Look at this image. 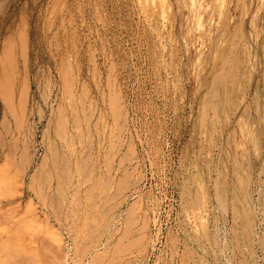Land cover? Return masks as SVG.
<instances>
[{
    "label": "rangeland",
    "instance_id": "1",
    "mask_svg": "<svg viewBox=\"0 0 264 264\" xmlns=\"http://www.w3.org/2000/svg\"><path fill=\"white\" fill-rule=\"evenodd\" d=\"M0 59L4 264H264V0H0Z\"/></svg>",
    "mask_w": 264,
    "mask_h": 264
},
{
    "label": "bare ground",
    "instance_id": "2",
    "mask_svg": "<svg viewBox=\"0 0 264 264\" xmlns=\"http://www.w3.org/2000/svg\"><path fill=\"white\" fill-rule=\"evenodd\" d=\"M160 9H161V8H160ZM214 13H215V12H214ZM162 14H163V13H162ZM18 37H21V36L19 35ZM19 40H20V38H19ZM19 40H17V41L19 42ZM21 42H22V41H21ZM19 43H20V42H19ZM19 43H18V45L21 44V43H20V44H19ZM13 44H14V43H13ZM8 46H9V45H8ZM6 47H7V46H6ZM9 47H10V46H9ZM9 47H8V48H9ZM10 49H11V47H10ZM18 49H19V48H18ZM21 49H22V48H21ZM8 50H9V49H8ZM8 50H7V51H4V53H5V52H6V53H9L8 55H9V57H10V52H8ZM9 51H10V50H9ZM239 53H240V52H239ZM11 54H12V53H11ZM1 56H2V53H1ZM5 56H6V54H5ZM12 56H13V55H12ZM12 56H11V57H12ZM7 57H8V56H6V58H7ZM25 57H26V56H25ZM4 58H5V57H4ZM9 59H10V58H9ZM11 59H12V58H11ZM0 60H1V59H0ZM8 61H9V60H8ZM24 63H25V62H24ZM0 65H1V64H0ZM6 66H7V65H6ZM7 68H8V67H7ZM9 68H10V66H9ZM23 69H24V68H23ZM11 70H12V69H11ZM68 70H69V69H68ZM4 73H5V71H4ZM67 73H68V72H67ZM62 74H65V73H62ZM2 75H3V74H2ZM6 76H7V75H5V77H6ZM8 76H9V75H8ZM63 76H64V75H63ZM62 78H63V77H62ZM10 80H12V79H10ZM10 80H9V81H10ZM6 83H7V82H6ZM62 83H63V82H62ZM105 83H106V82H105ZM24 84H25V83H24ZM2 85H3V88L6 86V84H5V86H4V83H3ZM8 85H10V83H9ZM22 86L24 87V85H22ZM7 88H8V87L6 86V88H5L4 91H6ZM21 88H22V87H21ZM81 88H82V87H81ZM0 89H1V88H0ZM1 90H2V89H1ZM9 90H10V89H9ZM67 90H68V89H67ZM67 90H66V92H67ZM111 90H112V89H111ZM2 91H3V90H2ZM24 91H25V89H24ZM24 91H23V92H22V91H21V92L19 91V92L22 94V93H25ZM7 92H8V90H7ZM7 92H6V93L3 92V93H5V94H4L5 96L2 95V98H4V100L8 98V97L6 98V94H8ZM11 92H12V91H11ZM1 93H2V92H0V94H1ZM9 93H10V92H9ZM10 94H11V93H10ZM24 95L27 96V94H24ZM83 95H84V98H85V94H84V93H83ZM83 95H82V96H83ZM108 95H109V94H108ZM108 95H107V96H108ZM3 96H4V97H3ZM18 96H19V95H18ZM0 97H1V95H0ZM20 97H21V95H20ZM23 97H24V96H22L20 99H22ZM68 97H69V96H68ZM68 97H67V98H68ZM216 97H217V96H216ZM12 98H13V96H11V100H12ZM24 98H25V97H24ZM24 98H23V99H24ZM116 98H117V97H116ZM23 99H22V100H23ZM17 100H18V99H17ZM17 100H16V101H17ZM22 100H21V101H22ZM63 100H64V99H63ZM72 100H73V99H72ZM90 100H91V99H90ZM118 100H119V99H118ZM1 101H2V100H1ZM68 101H69V100H68ZM112 101H113V100H112ZM7 102H8V101H7ZM22 102H23V101H22ZM107 102H108V101H107ZM116 102H117V101H116ZM4 103H6V102H4ZM4 103H3V104H4ZM11 103H12V102H11ZM11 103L9 102V104H11ZM17 103L20 104L21 102H20V101H19V102L17 101ZM24 103H25V102H24ZM78 103H79V102H78ZM9 104H8V108H7L8 110H9L10 107L12 106V105L10 106ZM21 104H22V103H21ZM88 104H89V102H88ZM4 105H5V107H6V106H7V103L4 104ZM79 105H80V104H79ZM24 106H25V105H24ZM19 107H20V105L18 106V108H19ZM81 107H82V106H80L79 109H81ZM111 107H113V106H111ZM20 108H22V107H20ZM88 108H89V107H88ZM109 108H110V107H109ZM119 108H120V107H119ZM112 109H113V108H112ZM11 110H12V107H11ZM11 110H10V111H11ZM74 110H75V109H74ZM92 110H93V109H92ZM10 111H9V112H10ZM13 111H14V110H13ZM109 111L112 112L113 110L110 109ZM19 112H21V111H19ZM23 112H24V111H23ZM61 112H62V111H61ZM88 112H89V111H88ZM111 112H110V114H111ZM81 113H82V112H81ZM3 114H4V113H3ZM18 114H19V113H18ZM83 114H84V113H83ZM88 114H89V113H88ZM22 115H23V114H22ZM112 115H113V112H112ZM20 116H21V113L19 114L18 117L20 118ZM76 116H77V115H76ZM82 116H83V115H82ZM18 117H17V119H18ZM57 117H58V116H57ZM89 117H90V116H89ZM110 117H111V116H110ZM115 117H116V116H114V118H115ZM11 118L13 119L14 117H11ZM75 118H76V117H75ZM112 118H113V117H112ZM116 118H117V117H116ZM2 119H3V117H2ZM58 119H59V118H58ZM78 119H79V118H78ZM20 120H21V119H20ZM76 120H77V119H76ZM76 120L73 119L74 123H76V122H75ZM86 120H87V119H86ZM89 120H90V119H89ZM13 122H15V121H13ZM26 122H27V121H26ZM112 122H113V121H112ZM15 123H16L17 128H18V124H17V122H15ZM19 123H20V122H19ZM59 123H60V120H59ZM61 123H62V122H61ZM72 123H73V122H72ZM74 123H73V124H74ZM78 123H79V122H78ZM23 124H24V123H23ZM14 125H15V124H14ZM61 125H62V124H61ZM61 125H60V127H61ZM74 125L77 126L76 124H74ZM74 125H73V127H74ZM79 125H80V124H79ZM86 125H87V124H85V126H86ZM1 126H2V125H1ZM19 126H20V125H19ZM63 126H64V124H63ZM69 126H70V125H69ZM87 126H88V125H87ZM114 126H115V125H114ZM8 127H9V126H8ZM24 127H25V126H24ZM65 127H66V126H65ZM13 128H16V126H14ZM58 128H59V127H58ZM86 128H87V127H86ZM62 129H63V131H62V130H61V131L64 133V128L62 127ZM77 129H78V128H77ZM2 130H3V129H2ZM14 130H16V129H14ZM17 130H18V129H17ZM59 130H60V128L58 129V131H59ZM95 130H96V129H95ZM6 131H7V130H6ZM61 131H60L59 133L62 134ZM77 131H78V130H77ZM205 131H206V130H205ZM16 132H17V131H16ZM218 132H219V131H218ZM6 133H7V132H6ZM17 133H18V132H17ZM17 133H16V134H17ZM12 134H13V133H12ZM4 135H5V134H4ZM17 135H18V134H17ZM57 135H58V134H57ZM79 135H80V134H78V136H79ZM5 136H6V135H5ZM29 136H30V135H29ZM64 137H65V135H64ZM15 141H16V140H15ZM116 141H117V140H116ZM2 142H3V141H2ZM63 142H64V141H63ZM3 143H4V142H3ZM3 143H2V144H3ZM9 143H10V142H9ZM13 143H14V141H13ZM68 143H70V142H68ZM108 144H109V143H108ZM4 145H5V144H4ZM15 145H16V144H15ZM13 146H14V145H13ZM10 147H11V146H10ZM0 148H1V147H0ZM21 148H22V147H21ZM74 148H75V147H74ZM11 149H12V148H11ZM13 149H14V148H13ZM16 149H17V148H16ZM16 149H14V150H16ZM7 150H8V149H7ZM23 150H24V149H23ZM53 150H54V152H55V149H53ZM67 150H68V149H67ZM11 152H12V150H11ZM11 152H9V153H11ZM12 154H13V153H12ZM8 155H9V154H8ZM51 155H54V156H55V154H51ZM63 155H64V154H63ZM239 155H240V154H239ZM13 156H14V154L12 155V157H13ZM20 156H21V154H20ZM54 156H53V158H54ZM64 156H65V155H64ZM114 156H115V155H114ZM242 156H243V155H242ZM55 157H57V156H55ZM238 157H239V156H238ZM243 157H244V156H243ZM4 158H5V156H4ZM4 158H3V159H4ZM6 158H7V157H6ZM13 158H14V157H13ZM45 158H46V157H45ZM54 159H55V158H54ZM54 159H53V161L50 159V160L53 162V164H55L54 162L56 161V160L54 161ZM60 159H61V158H60ZM117 159H118V158H117ZM62 160H63V159H62ZM62 160H61V161H62ZM64 160H65V159H64ZM21 161H22V160H21ZM40 161H41V160H40ZM88 161H89V160H88ZM107 161H108V160H107ZM122 161H123V160H122ZM52 162H51V164H52ZM79 162H80V161H79ZM79 162H78V163H79ZM6 163H7V162H6ZM15 164H16V163H15ZM51 164H50V165H51ZM60 164H61V162H60ZM60 164H59V166H60ZM62 164H65V165H66V163H64V162H63ZM62 164H61V165H62ZM236 164H237V163H236ZM3 165H4V164H3ZM11 165H12V164H11ZM85 165H86V164H85ZM240 165H241V164H240ZM20 166H21V165H20ZM41 166H43V165H41ZM83 166H84V165H83ZM237 166H238V165H237ZM12 167H13V166H12ZM47 167H48V166H47ZM52 167H54V165H52ZM7 168H9V166H8ZM17 168H19V167H17ZM48 168H49V167H48ZM48 168H47V169H48ZM62 168H63V167H62ZM74 168H75V167H74ZM80 168H81V167H80ZM12 169H14V168H12ZM47 169H46V171H48ZM54 169H55V167H54ZM91 169H92V168H91ZM8 170H9V169H8ZM66 170H67V169H66ZM75 170H76V169H75ZM84 170H85V169H84ZM1 171H3V170H1ZM5 171H7V170H5ZM9 171H10V170H9ZM59 171H60V170H59ZM63 171H64V170H63ZM48 172H50V170H49ZM48 172H47V173H48ZM61 172H62V171H61ZM81 172H82V171H81ZM85 172H86V170H85ZM128 172H129V171H128ZM47 173H46V174H47ZM58 173H60V172H58ZM106 173H107V172H106ZM1 174H2V173H1ZM18 174H19V173H18ZM20 174H21V173H20ZM41 174H42V172H41ZM50 174H51V173H50ZM54 174H55V173H54ZM61 174H63V173H61ZM72 174H73V173H72ZM63 175H64V174H63ZM101 175H102V174H101ZM122 175H123V174H122ZM5 176H6V174H5ZM42 176H43V175H42ZM42 176H41V177H42ZM3 177H4V176H3ZM62 177H63V176H62ZM64 177H65V175H64ZM66 177H68V176H66ZM1 178H2V177H1ZM1 178H0V179H1ZM4 178H5V177H4ZM8 178H9V177H8ZM11 178H12V177H11ZM80 178H81V177H80ZM33 179H34V178H33ZM48 179L50 180V178H48ZM51 179H52V178H51ZM43 180H44V179H43ZM46 180H47V179H46ZM57 180H58V179H57ZM59 180H60V179H59ZM63 180H64V181H63ZM63 180H62V181L65 182V178H64ZM81 180H82V179H81ZM1 181H2V180H0V182H1ZM13 181H14V180H13ZM33 181H34V180H33ZM36 181H37V180H36ZM36 181H35V182H36ZM95 181H96V180H95ZM105 181H107V180H105ZM121 181L123 182V180H121ZM121 181H120V183H121ZM6 182H7V181H6ZM9 182H10V181H9ZM43 182H44V181H42V183H43ZM105 183H106V182H105ZM105 183H104V184H105ZM30 184H32V182H31ZM36 184H37V183H36ZM38 184H39V183H38ZM122 184H125V183L123 182ZM122 184H118L119 187H120V185H122ZM127 184H128V183H127ZM0 185H2V184H0ZM6 185H7V184H6ZM59 185H60V184H59ZM64 185H65V184H64ZM115 185H116V183H115ZM128 185H129V184H128ZM30 186H31V185H30ZM46 186H47V184H46ZM60 186H61V185H60ZM103 186H104V185H103ZM106 186H107V185H106ZM122 186H123V185H122ZM124 186H125V185H124ZM124 186H123V187H124ZM129 186H130V185H129ZM31 187H32V186H31ZM33 187H34V185H33ZM36 187H38V186H36ZM115 187H116V186H115ZM119 187H118V188H119ZM38 188H39V187H38ZM99 188H100V187H99ZM40 189H41V188H40ZM45 189H46V188H45ZM45 189H44V190H45ZM60 189H61V187H60ZM103 189H104V188H103ZM119 189L121 190L122 188L120 187ZM125 189H126V188H125ZM34 190H35V188H34ZM126 190H127V189H126ZM215 190H216V189H215ZM30 191H33V190H30ZM36 191H37V190H36ZM60 191H62V190H60ZM123 191H124V190H123ZM123 191H122V192H123ZM216 191H217V190H216ZM38 192H39V191H38ZM118 192H119V191H118ZM43 193H45V192H43ZM102 193H103V192H102ZM120 193H121V192H120ZM120 193H119V194H120ZM214 193H215V192H214ZM38 194H40V193H38ZM194 194H195V193H194ZM215 194H216V193H215ZM44 195H45V194H44ZM44 195H42V196H44ZM120 195H121V194H120ZM198 196H199V195H198ZM45 197H46V195H45ZM49 197H50V196H49ZM54 197H55V196H54ZM75 197H76V196H75ZM87 197H89V196H87ZM87 197H86V198H87ZM194 197H195V196H194ZM194 197H193V198H194ZM43 198H44V197H43ZM44 199H45V198H44ZM50 199H51V198H50ZM50 199H49V200H50ZM195 199H196V198H195ZM234 199H235V198H234ZM77 200H78V199H77ZM43 201H45V200H43ZM107 201H108V200H107ZM197 201L200 202V200H198V199H197ZM51 202H52V201H51ZM64 202H65V201H64ZM75 202H76V200H75ZM195 202H196V201H195ZM219 202H220V201H219ZM108 203H109V202H108ZM68 204H69V203H68ZM98 204H99V203H98ZM105 204H106V203H105ZM197 204H198V203H197ZM134 205H135V204H134ZM91 206H92V205H91ZM138 206H139V205H138ZM49 208H50V207H49ZM59 208H60V206H59ZM88 208H89V207H88ZM128 208H129V207H128ZM128 208H127V209H128ZM137 208H138V207H137ZM139 208H140V206H139ZM134 209H135V208H134ZM201 209H202V208H201ZM129 210L132 211L133 209L131 208V209H129ZM129 210H128V211H129ZM106 211H107V210H106ZM108 211H109V209H108ZM126 211H127V210H126ZM131 211H129L130 214H132ZM138 211H139V210H138ZM221 211H222V210H221ZM241 211H242V210H241ZM136 212H137V211H135V213H136ZM223 212H224V211H223ZM248 212H249V211H248ZM105 213H106V212H105ZM129 213L127 214V212H126L127 215H125V216H127V218H126V219H127V220H126L127 223H128L129 221H131V220H135V219H132V216L129 215ZM196 213H197V212H196ZM104 215H105V214H104ZM143 216H144V215H143ZM245 216H246V215H245ZM128 218H129V219H128ZM111 219H112V217H111ZM136 220H137V218H136ZM136 220H135V221H136ZM40 222H41V221H40ZM76 222H77V221H76ZM100 222H101V221H100ZM133 222H134V221H133ZM70 223H71V222H70ZM113 223H114V222H113ZM124 223H125V226H126V225H127V226H130V224H126V222H124ZM135 223H136V222H135ZM250 223H251V222H250ZM29 224H30V223H29ZM98 224H99V223H98ZM131 224H132V222H131ZM136 224H137V223H136ZM107 225H108V223H107ZM64 226H65V225H64ZM100 226H101V225H100ZM127 226L125 227V231L129 229V227H128V229H126ZM132 226H134V225H132ZM37 227H39V226H37ZM45 227H46V226H45ZM98 227H99V226H98ZM98 227H97V228H98ZM40 228H41V227H40ZM138 228H139V227H138ZM24 229H25V228H24ZM24 229H23V231H24ZM29 229H30V228H29ZM31 229H32V228H31ZM26 230H27V229H26ZM52 230H53V229H52ZM129 230H130V229H129ZM134 230L136 231L137 229L135 228ZM14 231H16V230H14ZM14 231H13V233H14ZM23 231H22V232H23ZM37 231H38V230H37ZM37 231H36V232H37ZM123 231H124V230H122L121 232H123ZM132 231H133V230H132ZM20 232H21V231H20ZM20 232L18 233L19 236H20ZM22 232H21V233H22ZM31 232H32V231H31ZM87 232H88V231H87ZM89 232H90V230H89ZM126 232H127V231H126ZM16 233H17V232H16ZM33 233H35V232H33ZM124 233H125V232H123V234H124ZM135 233H137V231H136ZM48 234H49V233H48ZM123 234H122V235H123ZM11 235H12V233H11ZM22 235H24V233H23ZM30 235H31V234H30ZM59 235H60V234H59ZM84 235H85V234H84ZM128 235H129V234H128ZM13 236H14V235H13ZM13 236H12V237H13ZM16 236H17V235H16ZM85 236H86V235H85ZM110 236H111V235H110ZM9 237H10V236H9ZM9 237H6V239L9 238ZM23 237H24V236H23ZM29 237H30V236H29ZM50 237H51V236H50ZM123 237H126V238H127V235L124 234ZM123 237H122V238H123ZM52 238H53V240H54V238H56V236H55V237L53 236ZM116 238H118V237H116ZM126 238H125V239H126ZM6 239H5V240H6ZM24 239H25V238H24ZM45 239L47 240V238H45ZM45 239H44V240H45ZM118 239H119V238H118ZM118 239H116V241H117ZM120 239H121V238H120ZM9 240H10V238H9ZM16 240H18V239L16 238ZM57 240H58V239H57ZM142 240H143V239H142ZM0 241H1V240H0ZM6 241H7V240H6ZM11 241H12V240H11ZM22 241H23V240H22ZM51 241H52V240H51ZM51 241L49 240V242H51ZM119 241H120V242H119ZM119 241H117V243L119 244V245H118V246H119V250H120L121 252H123V251H122V248H123V249L126 248V250H128V247H127L128 245L125 246V247H123V246L120 245V243H121L122 240H119ZM12 242H13V241H12ZM12 242H11V243H12ZM14 242H15V241H14ZM14 242H13V243H14ZM46 242H47V241H46ZM80 242H82V241H80ZM125 242H127V241H125ZM140 242H141V239H140ZM5 243H7V242H5ZM19 243H20V242H19ZM127 243H128V242H127ZM127 243H125L124 245H126ZM0 244H1V243H0ZM14 244H15V243H14ZM39 244L42 245L41 243H39ZM50 244H51V243H50ZM53 244H57V243H53ZM115 244H116V243H115ZM132 244H133V241H132ZM141 244H142V243H141ZM4 245H5V244H4ZM4 245H3V246H4ZM12 245H13V244H12ZM44 245H45V244H44ZM58 245H59V244H58ZM58 245H57V247H58ZM60 245H61V243H60ZM79 245H80V244H79ZM101 245H102V244H101ZM133 245H135V246H134V248H135V247L137 246V243H136V244L134 243ZM133 245H132V246H133ZM0 246H1V245H0ZM6 246H9V245H6ZM14 246H15V245H13V248H15ZM29 246H30V245H29ZM88 246H89V245H88ZM103 246H104V245H103ZM120 246H121V247H120ZM16 247H17V246H16ZM27 247H28V246H27ZM34 247H35V246H34ZM34 247H32V248H34ZM41 247H42V246H41ZM79 247H80V246H79ZM114 247H115V248H118L117 245H115ZM19 248H20V247H18V249H19ZM45 248H46V247H45ZM47 248H48V247H47ZM47 248H46V249H47ZM80 248H81V247H80ZM108 248H109V247H108ZM120 248H121V249H120ZM131 248H132V247H131ZM144 248H145V247H144ZM21 249H22V248H21ZM21 249H20V250H21ZM43 249H44V248H43ZM50 249H51V248H50ZM50 249H49V250H50ZM53 249H54V248H53ZM57 249H58V248H57ZM113 249H114V248H113ZM113 249H112V250H113ZM136 249H137V248H136ZM0 250H2V249H0ZM9 250H10V249H9ZM14 250H15V249H14ZM14 250H13V251H14ZM16 250H17V249H16ZM22 250H23V253H24V249H22ZM27 250H28V249H27ZM37 250H38V249H37ZM37 250H35V251H37ZM114 250H115V249H114ZM117 250H118V249H117ZM119 250H118V251H119ZM124 250H125V249H124ZM129 250H130V249H129ZM28 251H29V250H28ZM35 251H32V252H35ZM58 251H59V250H58ZM58 251H57V253H58ZM78 251H79V250H78ZM107 251H109V250H107ZM120 251H119V252H120ZM9 252H10V251H9ZM20 252H21V251H20ZM25 252H27V251H25ZM30 252H31V251H30ZM41 252L43 253V251H41ZM52 252H53V251H52ZM52 252L50 251V254H51ZM124 252H126V251H124ZM124 252H123V254H124ZM127 252H128V251H127ZM137 252H138V251H137ZM1 253H2V252L0 251V254H1ZM3 253H4V252H3ZM3 253H2V254H3ZM5 253H6V252H5ZM5 253H4V256L7 258L8 254H5ZM7 253H8V252H7ZM10 253H11V255H12V254L15 253V252L12 253V250H11ZM23 253H21V254H23ZM116 253H118V252H116ZM116 253H113L114 256L120 254V253H118V254H116ZM26 254H27V253H26ZM36 254H37V253H36ZM38 254H39V251H38ZM55 254H56V253H55ZM58 254H60V253H58ZM101 254H102V253H101ZM138 254H139V252H138ZM6 255H7V256H6ZM9 255H10V254H9ZM11 255H10V256H11ZM19 255H20V254L17 253L16 256H15L16 260H18L17 258H19V261H20V262H18V263L24 264V263L28 262V261H24V259H21V260H20ZM24 255H25V254H24ZM29 255H30V254H29ZM33 255H35V253H34ZM53 255H54V254H53ZM61 255H62V252H61ZM99 255H100V254H99ZM12 256H13L12 259H14V255H12ZM21 256H22V255H21ZM38 256H40V255H38ZM51 256H52V254H51ZM51 256H50V257H51ZM62 256H63V255H62ZM101 256H102V255H101ZM23 257H24V256H23ZM28 257H30V256H28ZM33 257H34V256H33ZM33 257H32V258H33ZM40 257H43V256L41 255ZM52 257H53V256H52ZM52 257H51V258H52ZM54 257H56V256H54ZM54 257H53V258H54ZM93 257H94V256H93ZM109 257L111 258V255H110ZM6 258H5V259H6ZM25 258H26V257H25ZM36 258H38V257L36 256ZM102 258H103V257H102ZM122 258H123V257H122ZM0 259H1V258H0ZM2 259H3V258H2ZM5 259H4V260H0V261H2V262H0V263L4 264V262L6 261ZM39 259H40V258H39ZM47 259H48V258H47ZM62 259H63V258H62ZM113 259H114V258H113ZM8 260H11V259L8 258ZM32 260H33V259H32ZM32 260H30V261L32 262ZM58 260H59V258H58ZM3 261H4V262H3ZM11 261L13 262V260H11ZM21 261H22L23 263H22ZM34 261H35V260H34ZM34 261H33V262H34ZM55 261H57V260H55ZM113 261L115 262V260H112L111 263H113ZM36 262H37V261H36ZM46 262H47V261H46ZM50 262H52V261H50ZM50 262H49V263H50ZM60 262H61V261H60ZM121 262H122V261H121ZM6 263H7V262H6ZM34 263H35V262H34ZM54 263H55V262H54ZM98 263H100V262H98ZM109 263H110V262H109ZM111 263H110V264H111ZM27 264H29V262H28ZM35 264H37V263H35ZM57 264H60V263L57 261ZM125 264H126V263H125Z\"/></svg>",
    "mask_w": 264,
    "mask_h": 264
}]
</instances>
